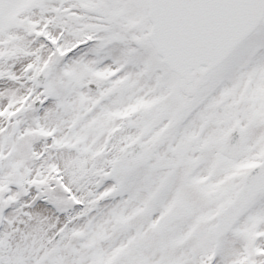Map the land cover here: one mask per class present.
<instances>
[{
	"label": "snow or ice",
	"instance_id": "snow-or-ice-1",
	"mask_svg": "<svg viewBox=\"0 0 264 264\" xmlns=\"http://www.w3.org/2000/svg\"><path fill=\"white\" fill-rule=\"evenodd\" d=\"M0 264H264V0H0Z\"/></svg>",
	"mask_w": 264,
	"mask_h": 264
}]
</instances>
